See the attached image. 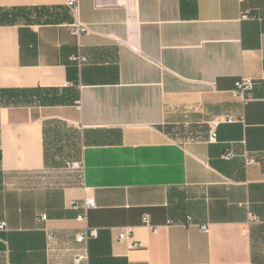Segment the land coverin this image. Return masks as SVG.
Masks as SVG:
<instances>
[{"label":"crops","instance_id":"obj_1","mask_svg":"<svg viewBox=\"0 0 264 264\" xmlns=\"http://www.w3.org/2000/svg\"><path fill=\"white\" fill-rule=\"evenodd\" d=\"M11 89L34 94L0 106V264H264V0H79L77 18L65 0H0ZM226 116L244 120L210 142ZM87 198L98 235L79 244L70 206Z\"/></svg>","mask_w":264,"mask_h":264},{"label":"built area","instance_id":"obj_2","mask_svg":"<svg viewBox=\"0 0 264 264\" xmlns=\"http://www.w3.org/2000/svg\"><path fill=\"white\" fill-rule=\"evenodd\" d=\"M121 1H125V2H131L134 4H137L139 1L142 0H121ZM65 5L66 7L75 15V17H78V11H79V0H65ZM241 18L243 20H248V19H256V16H252L250 14V12L248 11H244L242 12ZM87 29L81 25L77 19L76 24L74 25V33L77 36H81L82 34L86 33ZM74 62H77L80 66H82L85 62H86V58L79 54L78 56H75L73 58ZM253 91H254V83L252 80L250 79H242L236 82L235 84V88L233 91L234 96L240 100L241 104L243 106H247L249 103H251L254 98H253ZM244 118L240 117V118H236L234 116H226V117H218L215 120H213L210 124H209V141L210 142H215L217 139V132L216 129L217 127L222 124V123H236V122H240L243 121ZM235 153L233 151H227L224 155H223V159L226 161L232 160L235 157ZM254 161L250 158H246V163L252 164ZM66 168L75 172H79L81 174V176H83V172H84V163L83 162H69L66 164ZM98 208L96 201L93 198H87L83 201H75L71 204L70 209L73 211H77L80 212V214L77 216L76 220L78 223L83 224L84 228L83 231L80 232L77 236H76V242L79 244H87L89 241L96 239L97 238V230L92 229L88 226V214L93 211L96 210ZM48 218L47 216L41 215L39 217H37V223H43L45 221H47ZM190 221V219H189ZM142 223L143 226L147 227V228H151V229H155L153 224H152V220H151V216L149 214H145L142 218ZM174 224H181L180 222L176 223L174 221H169V225H174ZM7 228V223L2 221L0 222V231H3ZM202 230L205 233L209 232V228L203 226ZM54 234L52 232L47 233V240L48 242H53L54 241ZM118 242L120 243H125L127 244V246L129 247V249L131 250H136V249H140L142 247V245L137 242L134 238V234L132 231V228H123L118 235ZM82 261L81 257H77L75 259V263L76 264H80V262Z\"/></svg>","mask_w":264,"mask_h":264},{"label":"trees","instance_id":"obj_3","mask_svg":"<svg viewBox=\"0 0 264 264\" xmlns=\"http://www.w3.org/2000/svg\"><path fill=\"white\" fill-rule=\"evenodd\" d=\"M31 13V11H28ZM37 13L43 14V10H38ZM34 91L26 90H0V106H25L33 104Z\"/></svg>","mask_w":264,"mask_h":264}]
</instances>
